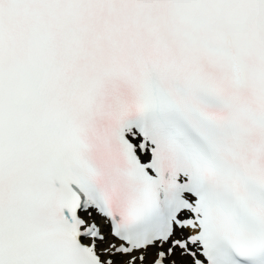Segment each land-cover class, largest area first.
<instances>
[{"label": "snow or ice", "instance_id": "1", "mask_svg": "<svg viewBox=\"0 0 264 264\" xmlns=\"http://www.w3.org/2000/svg\"><path fill=\"white\" fill-rule=\"evenodd\" d=\"M0 264H264V0H0Z\"/></svg>", "mask_w": 264, "mask_h": 264}]
</instances>
